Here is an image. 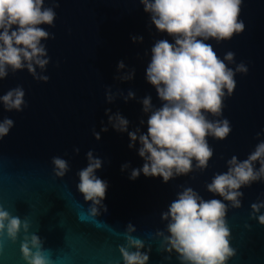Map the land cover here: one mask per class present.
Here are the masks:
<instances>
[{
  "label": "water",
  "instance_id": "water-1",
  "mask_svg": "<svg viewBox=\"0 0 264 264\" xmlns=\"http://www.w3.org/2000/svg\"><path fill=\"white\" fill-rule=\"evenodd\" d=\"M57 2L54 26L41 25L54 35L42 41L48 65L43 71L36 69L48 81L36 80L26 68L15 73L9 69L7 77L0 79V96L21 86L26 102L22 111H6L0 103V120L14 121L9 133L0 138V206L29 224L27 235L40 237L50 264H124L119 248L126 246L129 223L136 229L131 235L145 244L141 251L151 249L148 264H180L174 251L163 250V237L156 235L158 231L168 235V221L161 218L162 213L187 187L205 200L222 199L209 193L206 185L215 174L228 170L227 161L233 156L243 161L264 141V0H242V33L219 43L207 41L221 60L228 52L235 54L234 63L225 61L228 67L235 70L243 63L248 69L246 74H235L236 87L224 98L222 116L208 117L227 118L232 131L224 140L207 137L213 156L206 169L194 167L167 183L143 173L129 179L131 171L144 164L137 151L139 142L130 149L128 133L115 131L105 110L128 119L129 132L137 128L147 132V114L140 101L151 96L155 107L162 104L145 77L151 47L160 39L174 43L173 38L151 25L139 0ZM51 6L52 0H45V7ZM132 36H142L143 42L133 43ZM120 61L125 68L118 72ZM131 69H135L131 81L115 79ZM109 90L115 97L112 103L106 99ZM129 91L135 99L125 102ZM105 126L108 131H101ZM94 132L99 133V140ZM90 150L103 161L96 175L108 183L102 202L107 211L101 208L97 217L90 215L91 202L77 189V173L87 166ZM56 156L69 164L62 178L53 171ZM124 164L129 167L122 171ZM240 191V208L224 201L229 243L235 252L226 264H264V225L251 209L253 203L264 202V179ZM262 214L264 208L256 215ZM25 235L23 228L15 242L6 232L0 235V264H26L21 253Z\"/></svg>",
  "mask_w": 264,
  "mask_h": 264
},
{
  "label": "clouds",
  "instance_id": "clouds-1",
  "mask_svg": "<svg viewBox=\"0 0 264 264\" xmlns=\"http://www.w3.org/2000/svg\"><path fill=\"white\" fill-rule=\"evenodd\" d=\"M144 11L149 14L151 25L158 32L172 37L157 40L151 47L150 61L145 70L146 82L152 85L162 102L160 107L152 104L151 96L140 101L142 111L147 114V132L139 128L128 131L129 121L119 112L110 114L106 109L108 124L119 133H128L130 149L140 147L138 155L144 160L142 168L133 169L129 179H137L141 173L146 177H160L164 183L187 175L195 169L203 171L213 156L207 137L224 140L232 131L230 121L209 119L221 117L224 98L231 96L236 82L235 74H246L248 69L240 63L235 70L225 63H234L235 54L228 52L221 60L207 41L217 43L230 40L234 34L244 31L245 25L239 19L242 0H139ZM57 0L51 7H45V0H0V79L18 70L27 71L39 81L47 82L49 77L37 73V67L43 71L49 63L43 40L54 39L41 25L54 26ZM133 43H142V36H132ZM125 64L118 62L117 71ZM135 69L126 75L116 76L121 81L134 79ZM25 92L21 86L10 89L0 96V103L6 111H22L26 106ZM108 103L115 97L109 90ZM135 99V93L129 91L124 101ZM142 125L144 121L140 122ZM14 126L10 118L0 120V138L6 136ZM101 131L107 132L105 126ZM99 140L100 135L94 132ZM260 134L258 133L257 136ZM78 154L79 149H74ZM87 166L78 173V191L86 202L90 201L89 213L92 217L105 212L102 203L106 198L108 183L96 175L103 161L94 157L90 150L86 153ZM195 161V166L193 165ZM54 174L64 177L69 171L66 160L56 156L52 158ZM257 164L259 167H257ZM228 170L214 175L207 191L222 199L205 200L191 187L177 194L161 218L167 223V233L158 231L163 237L161 247L164 251L177 254L180 264H226L235 255L230 247V230L226 222L228 201L232 208L241 207L244 186L264 179V141L259 142L248 157L240 161L233 156L227 161ZM128 164L121 166L124 171ZM264 208V202L251 205L252 215L258 223L264 225V214L256 215ZM23 228L26 235L21 242V253L26 264H50L43 251V242L39 236L27 235L29 224L12 216L0 206V235L5 232L15 242ZM136 231L129 223L126 230V246L119 248L124 264H148L149 250L144 242L131 235ZM132 249H135L133 251ZM35 250V251H33Z\"/></svg>",
  "mask_w": 264,
  "mask_h": 264
}]
</instances>
